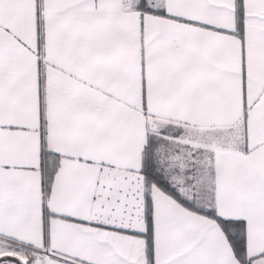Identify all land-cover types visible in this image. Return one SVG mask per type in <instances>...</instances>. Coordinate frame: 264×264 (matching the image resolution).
<instances>
[{
	"label": "snow or ice",
	"instance_id": "6c2138e0",
	"mask_svg": "<svg viewBox=\"0 0 264 264\" xmlns=\"http://www.w3.org/2000/svg\"><path fill=\"white\" fill-rule=\"evenodd\" d=\"M0 264H264V0H0Z\"/></svg>",
	"mask_w": 264,
	"mask_h": 264
}]
</instances>
